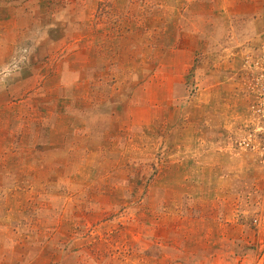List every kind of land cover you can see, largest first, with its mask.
<instances>
[{
    "label": "rangeland",
    "instance_id": "obj_1",
    "mask_svg": "<svg viewBox=\"0 0 264 264\" xmlns=\"http://www.w3.org/2000/svg\"><path fill=\"white\" fill-rule=\"evenodd\" d=\"M0 264H264V0H0Z\"/></svg>",
    "mask_w": 264,
    "mask_h": 264
}]
</instances>
